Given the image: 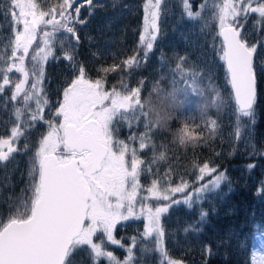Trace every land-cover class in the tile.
Instances as JSON below:
<instances>
[{
	"label": "snow or ice",
	"instance_id": "6c2138e0",
	"mask_svg": "<svg viewBox=\"0 0 264 264\" xmlns=\"http://www.w3.org/2000/svg\"><path fill=\"white\" fill-rule=\"evenodd\" d=\"M162 2L145 0L139 36L143 56L137 52L123 61L124 67L139 66L141 59L146 60L152 52L160 32ZM85 3L92 6L93 0H81L79 4L77 0H58L46 8L36 0H5L0 4L12 29L0 50V96L11 89L4 104L13 102L15 116L10 133L0 137V162H7L19 151L17 144L29 128L41 122L47 125L29 172L32 177L29 202L6 222H0V264H67V258L81 246H87L96 261L104 258L108 264H133L134 249L141 240L154 244L160 264H183L171 259L165 248L163 217L175 205L193 207L203 199L204 193L219 188L227 177L210 161H205L193 165L198 173L194 182L181 177L176 183L171 170L161 176L152 172L150 165L142 167L144 161L132 144L138 141L139 150L154 148L151 132L191 102L189 93L199 97L196 104L200 119L213 136L218 123L207 119V113L209 109L219 111L228 106L227 101L216 89L212 90L214 98L210 99L206 89L200 87L206 75L199 68L186 69L187 58L182 56H177L175 66L170 69V90L154 84L144 99L143 80L134 88L121 82L120 88L106 90L102 79H90L75 57L79 45L75 25L85 23L80 19ZM198 7L203 9L205 5ZM214 8L217 11L213 18L218 21L217 55L223 62L230 88L227 99L234 102V137L239 139L243 118L254 123L258 83L264 76V60L260 75L254 63L264 39L251 42L252 33L245 26L251 16L254 29L264 27V0H223ZM182 10L189 19L201 17L199 10H192L189 0H182ZM57 44L61 50L59 56L54 51ZM50 58L66 61L72 75L63 86L62 99L54 106H50L44 87L45 65ZM120 67L113 65L103 71H116ZM12 73L19 75L14 78ZM153 95L159 104L153 102ZM17 103L21 106H16ZM121 124H127L130 129L143 125L144 131L130 133L127 142L119 140L114 133ZM177 138L181 144L195 143L203 138V130L194 132L186 123L178 130ZM165 158L164 152H160L154 155L153 163ZM246 167L251 171L255 165ZM145 172L153 176L146 186L140 182ZM207 215L201 211L200 221ZM141 220L143 230L139 236L130 237L127 246L123 238L116 237L118 225ZM189 230L198 228L185 229ZM108 245L125 250L123 261L107 250ZM204 250L211 253L210 246ZM252 264H264V255L257 258L253 253Z\"/></svg>",
	"mask_w": 264,
	"mask_h": 264
},
{
	"label": "trees",
	"instance_id": "16d2710c",
	"mask_svg": "<svg viewBox=\"0 0 264 264\" xmlns=\"http://www.w3.org/2000/svg\"><path fill=\"white\" fill-rule=\"evenodd\" d=\"M4 2L0 0V4ZM36 2L46 8L58 0ZM80 2L77 0V4ZM144 3L145 0H93L92 6L84 5L80 19L85 23L75 25L79 35L76 63L85 67L90 79H102L106 90L114 86L120 88L121 82L134 88L143 80L142 99L148 97L154 84H159L165 91L170 90V69L175 66L177 56L187 58L186 69L199 68L206 75L200 87L206 89L210 99L214 98L212 90L216 89L228 104L219 111L212 108L207 113V119H215L218 123L215 135H209V131L204 128L205 121L200 119L196 104L199 97L189 93L191 102L175 111L172 119L151 132L154 148L139 150L138 141L132 146L137 148L139 157L144 161L142 167L150 165L152 172L161 176L171 170L176 183L181 177L194 182L198 173L194 171L193 165L205 161H210L227 177L219 188L204 193L203 199L193 207L181 203L165 214L162 219L166 232L165 248L171 259L182 261L183 264H252V254L259 241L264 240V155L260 154L264 152V76L258 83L254 123L249 118H243L241 135L236 139V117L232 110L234 102L227 99L230 88L225 79L223 62L217 55L218 21L213 18L217 11L213 5L216 0H189L192 10L201 12V17L195 20L183 13L182 0H163L158 22L160 32L154 48L146 60L141 59L139 66L129 69L123 66L124 60L137 52L140 57L143 56L139 36L143 26ZM200 4L205 7L200 9ZM252 24L253 17L250 16L245 27L252 33L250 41L255 43L264 39V27L257 30ZM11 31V21L5 18L0 8V50H3ZM56 49L60 50L58 44ZM262 60L264 44L258 46V55L254 58L258 75L262 71ZM28 63L26 61V65ZM113 65L121 67L116 71H103ZM45 69L44 87L50 106H54L62 99L63 86L72 75L67 62L63 60L50 62ZM11 75L16 78L19 74ZM180 86L183 87V84ZM10 95L11 89L8 88L0 96V137L9 134L15 122L13 102L4 104V98ZM153 102L159 104L155 95ZM16 106L21 105L17 103ZM45 115H49L47 109ZM186 123L194 132L203 130V138L195 143L181 144L177 132ZM195 125L201 127L195 128ZM46 130L47 125L42 122L29 128L17 144L19 151L7 162H0V222H6L17 214L18 208L23 209L25 203L29 202L32 183L29 172L34 152ZM143 131V125L130 129L127 124H121L117 125L114 135L127 142L130 133L139 134ZM25 144L28 145L27 149L24 148ZM160 152H164L165 160L153 163L154 155L158 156ZM248 164H254L255 167L249 171L246 167ZM152 179V174L147 172L140 177L143 184L150 183ZM201 211L208 214L203 222L200 221ZM136 224L127 222L116 230V237L123 238L126 246L130 243V237L139 236L135 231ZM190 226H197L198 230L185 231ZM152 244L151 241L139 242L134 249L133 264H160V256ZM206 246H210V254L205 252ZM107 250L121 261L126 256L125 250L115 245H108ZM67 264L108 262L104 258L96 261L90 249L81 246L67 258Z\"/></svg>",
	"mask_w": 264,
	"mask_h": 264
},
{
	"label": "rangeland",
	"instance_id": "374dc122",
	"mask_svg": "<svg viewBox=\"0 0 264 264\" xmlns=\"http://www.w3.org/2000/svg\"><path fill=\"white\" fill-rule=\"evenodd\" d=\"M80 1H81V0H80ZM222 2H223V0H216V3H213V5L222 4ZM80 3H81V2H80ZM84 5H86V3H85ZM54 51H57V54H55L56 56L61 55V50H57L56 47H55ZM55 53H56V52H55ZM53 61H55V59L50 58L49 61L46 63L45 68H46L47 65L50 64V62H53ZM116 127H117V126H116ZM45 134H46V133H45ZM140 182H141V181H140ZM141 184L146 186V185H148L149 183H145V184H143V183L141 182ZM178 195H180V194H178ZM179 198L182 199V197H179ZM135 222H137V224H136V226H135V231H136L137 234L139 235V233L143 230V223H144V221H143V220H141V221H129V223H133V224H135ZM126 223H127V222H125V224H126ZM141 225H142V227H141ZM118 226H119V225H118ZM118 226H117V228H118ZM126 226H127V225H126ZM152 245H153V244H152ZM154 247H155V246H154ZM158 254H159V253H158ZM255 254H256L257 258H258L259 256H261V255H264V240L259 241V243H258V245H257V247H256V249H255Z\"/></svg>",
	"mask_w": 264,
	"mask_h": 264
}]
</instances>
